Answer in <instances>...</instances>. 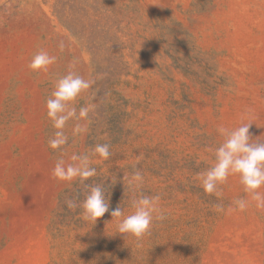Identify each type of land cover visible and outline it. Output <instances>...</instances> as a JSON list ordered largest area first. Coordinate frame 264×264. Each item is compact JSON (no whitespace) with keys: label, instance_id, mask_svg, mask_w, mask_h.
Here are the masks:
<instances>
[{"label":"rangeland","instance_id":"obj_1","mask_svg":"<svg viewBox=\"0 0 264 264\" xmlns=\"http://www.w3.org/2000/svg\"><path fill=\"white\" fill-rule=\"evenodd\" d=\"M0 264H264V0H0Z\"/></svg>","mask_w":264,"mask_h":264}]
</instances>
